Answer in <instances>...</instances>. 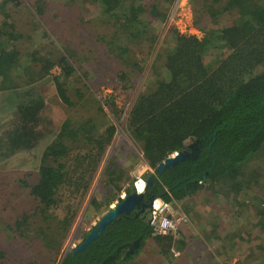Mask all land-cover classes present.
Here are the masks:
<instances>
[{
    "label": "trees",
    "instance_id": "16d2710c",
    "mask_svg": "<svg viewBox=\"0 0 264 264\" xmlns=\"http://www.w3.org/2000/svg\"><path fill=\"white\" fill-rule=\"evenodd\" d=\"M51 1H56L54 13L58 12L59 16L67 8H74L73 12L79 18L87 8H94V23L107 31L95 41L106 47L104 57L108 63L119 64H129L128 60L134 57L133 44L147 41L149 48L154 49L156 35L153 27L165 21L173 2ZM49 4L50 0H0V92L13 115L6 130H0L3 137L0 143L10 150L5 152L0 148V161L16 153L30 151L43 137L40 134L44 127L42 113L47 101L42 91L46 82L53 84L62 107L75 109L78 103L72 99L71 92L77 94L80 91L75 88L73 80L78 70H83L85 77L90 74L84 70L87 58L80 57L85 50L81 48L82 42L78 46L71 44L81 39L79 24L69 29L72 40L65 35L60 36L52 51L40 48L29 55V61L23 62L25 56L19 47L23 34L6 10L7 5L27 12L35 22H40L46 16ZM83 4L86 7L82 8ZM191 7L193 17L188 27L199 34L185 35L174 29L168 31L172 42L169 47L156 52L153 64V70L157 68L164 75L159 73L134 98L127 115V131L140 148L144 164L152 171L144 176L145 180L150 177L153 180L142 203H147L152 196L166 202H182L209 190L225 201H234L239 211L251 212V190H257L251 187V183L256 186L254 178L259 175L248 168L264 151V0H191ZM91 19L87 20L91 21L89 25L93 22ZM65 21L61 17L60 22ZM88 22H82V27ZM89 52L93 53L92 49ZM55 68L59 73L52 76L51 71ZM129 73H120V78H127ZM84 98L85 95L79 99ZM107 105L113 119H119V111L113 102ZM97 106L105 117L99 104ZM44 120L48 127L55 124L52 120ZM93 123L91 117L79 124L64 120L54 139L43 149L34 175L37 181L24 183L38 207L34 212L23 215L14 226L17 230L38 226L35 240L49 252L58 253L62 241L55 242L50 238L55 225L53 220L59 219L54 214L60 208L59 192L76 187L85 193L114 137L116 127L113 124L100 129ZM81 144L84 148L79 147ZM193 144L198 149L195 158L157 173L159 163L172 154L191 152ZM74 147L77 149L75 152L72 151ZM88 161L91 165L87 169L84 166ZM118 166L119 163L111 159L104 174L108 178L106 185H113L120 193L122 189L117 183L124 181L126 176ZM76 177V184L80 186L74 185ZM143 188L142 183L138 189L142 192ZM124 191L133 193L132 188ZM105 200L109 202L111 199ZM260 210L259 214L264 218V207ZM124 216L112 221L86 249L65 254L60 264H101L112 255L114 258L108 264H128L134 261L148 238L153 239L155 249H158L156 253L162 261L183 264L180 263V254H184L188 241L180 231L177 240L172 235L152 237L147 215L143 219L132 214ZM73 217L66 211L59 220L65 222L64 228L68 229ZM16 228L12 231H17ZM134 240H138L139 249H133L132 254L122 261L123 250ZM172 248L178 252L179 262L178 258L172 257ZM55 261L56 258L51 257L39 264H53ZM182 261L185 262L184 257Z\"/></svg>",
    "mask_w": 264,
    "mask_h": 264
},
{
    "label": "rangeland",
    "instance_id": "374dc122",
    "mask_svg": "<svg viewBox=\"0 0 264 264\" xmlns=\"http://www.w3.org/2000/svg\"><path fill=\"white\" fill-rule=\"evenodd\" d=\"M82 0H77L80 3ZM51 4L47 6L46 15L42 21L35 22L34 18L29 16L27 12L20 11L18 8L8 6L7 9L13 20L17 22V27L21 28L23 34L22 39L19 41L21 44L20 50L24 54V60H30L29 55L32 52L40 48H45L47 52L53 50L54 45L58 42L60 36L65 35L69 40H72V33L69 29L72 26L79 27V35L81 39L71 42L75 46L80 45L82 42V49H85L81 54V58H87L84 70L90 71V74L85 77L83 70H78L75 76L74 85L80 92L75 94L71 92V97L78 103L75 109H69L62 107L58 99L56 98L55 89L53 84H46L43 86V96L47 101L46 107L42 113V121L44 127L41 129L40 134L43 137L39 139L37 145L28 152H20L12 155L6 160L0 161V253L2 254V259L0 258L1 264H29L34 263L39 264L42 260L45 262L51 257L56 258L53 264H60L63 256L69 252H73L86 238L89 230L94 228L100 218L110 211L115 204L118 202L117 198L120 193H118L113 185L108 187L106 183L108 182L107 176H105L104 171L106 165L115 159L119 163L120 168L124 171L123 174L124 181H119L117 186H121V189L128 190L131 189L133 183L138 176H147L149 173V168L144 164L140 148L135 144L129 135L126 128V119L130 107L133 103L134 98L144 91L146 87L152 82L159 73L162 72L155 68L153 70V64L156 60V52H161V49L169 47L170 41L168 27H166L165 21L163 23H156L154 28L155 31V42L153 44V50L149 48V43L147 41L141 42L140 45H132V52L134 57H131L129 64H119L117 62L106 61L104 54L106 47L101 46L97 43L96 38L99 35L105 34L107 31L103 30L101 25L94 23V17L96 13L93 11L94 8H87L86 12L83 13L79 18L77 14L73 12L74 8H67V10L62 13L61 16L57 15L58 12L54 13L56 6L54 3L56 1H51ZM21 7V6H20ZM19 7V8H20ZM86 5L83 4L84 8ZM22 8V7H21ZM187 16L191 17V10H185ZM48 14V16H47ZM91 19L93 22H88ZM66 19L64 23L60 20ZM82 22H88L82 27ZM194 34H199L197 31ZM191 33V34H193ZM18 43V44H19ZM93 53L89 52V50ZM156 66V65H155ZM130 72L127 78H120V73ZM59 71L55 68L51 71V75H58ZM81 78L78 80L77 78ZM85 95L84 100L79 99ZM116 106V110L119 111L117 120L113 119L110 109L107 104L110 101ZM105 114L102 117L100 111H98V106ZM8 106L3 101L2 93L0 92V130L4 132L6 126L11 124V119L13 118L12 112L7 109ZM91 117L93 124L98 125L97 128H102V126H108L113 124L115 128V134L112 139L111 144L105 150L103 158L95 171L93 179L89 184L88 190L83 193V191H78L76 187L74 189L65 188L59 193L60 208L54 211V214L58 216L61 220L63 214L66 211L73 214V220H71V225L69 228H64L65 222L60 221L57 217L53 220L54 230L50 233L51 241H61L60 250L54 252L53 250H45L40 246L38 240H35V235L38 232V226L31 225L26 228H17L14 226L16 221L22 220V216L25 214H30L35 211L37 203L29 196V189L27 184L35 183L38 167L40 164L41 155L43 149L48 146V144L54 139L58 133L60 124L66 120L70 119L75 124L83 123L87 118ZM47 120H52L55 122L54 125L46 124ZM86 127V124H85ZM100 128V129H101ZM48 130V134H46ZM3 138L0 136V139ZM23 140V139H22ZM80 148H84L83 145H79ZM0 148L5 152H10V150L5 149L6 145L0 143ZM74 147L72 151H76ZM78 155V154H71ZM261 156L252 162L248 169L255 170L259 177H255V184L251 183V187H256L257 190H251L253 193L252 200L255 197L261 199L264 197V151ZM91 161L85 164V168H90ZM118 166V167H119ZM81 171V168H77ZM117 170V168H114ZM82 171L84 169L82 168ZM144 179V178H143ZM21 180H24L21 181ZM146 182V180L144 179ZM77 177L74 180V185H77ZM80 183V181H79ZM80 186V185H77ZM261 187V188H258ZM106 198L111 199L106 202ZM220 200L222 203H229V200L223 199L221 196L217 197L212 194L209 190H203L198 195L193 198L195 204L190 200L192 204L191 211L197 208V205L213 202V200ZM186 200V199H185ZM182 201V204L189 201ZM173 203V202H172ZM178 206L183 210L184 205H180L181 202H176ZM38 207V206H37ZM183 207V208H182ZM184 211V210H183ZM193 213V212H192ZM28 216V215H27ZM194 218V217H193ZM199 218L204 221L210 220L209 213L205 210L200 213ZM226 224H230L228 221ZM184 235L182 234V227L180 233L188 241V252L192 255L189 264H193L195 261L198 264H210L208 258V246L199 242L197 235L201 228L207 227L205 223L192 225L189 223L185 225ZM16 230L13 232L12 230ZM237 228V226H235ZM67 231H66V230ZM66 231V232H65ZM197 231V233H196ZM24 236L25 238L21 237ZM178 236V235H177ZM177 240V238H175ZM239 242L233 238L230 241L229 255L231 254V259H235L236 264H247L255 261L256 257H259L261 252L260 249L264 246L255 239L248 240L247 243ZM256 246L259 248L255 249ZM59 249V245H57ZM139 249V247H138ZM175 250L174 248H172ZM55 250V248H54ZM155 249V243L152 238H148L140 252L134 257V261L128 264H167L162 257L159 256ZM176 251V250H175ZM249 252L247 255L246 252ZM177 252V251H176ZM178 254V252H177ZM253 255V256H252ZM173 257V256H172ZM174 258V257H173ZM186 258V257H185ZM194 258V260H193ZM160 259V261L158 260ZM231 259L223 261V263L233 264ZM175 260V259H174ZM173 260V261H174ZM34 261V262H33ZM184 264V262L182 261ZM222 263V264H223ZM261 264H264L261 263Z\"/></svg>",
    "mask_w": 264,
    "mask_h": 264
},
{
    "label": "crops",
    "instance_id": "0c3cea01",
    "mask_svg": "<svg viewBox=\"0 0 264 264\" xmlns=\"http://www.w3.org/2000/svg\"><path fill=\"white\" fill-rule=\"evenodd\" d=\"M193 198L186 199L189 201L188 203L185 202V208H183L184 212L188 215L190 224L192 222L195 224L198 223H205L207 227L201 228L197 235L199 242H204L208 246V258L210 260V264H222L223 261L227 259H231V254L229 255L230 250V241L231 238H235L236 242L240 239L242 242L247 243L248 240L255 239L264 244V218L262 215L259 214L261 212V208L264 207V197L261 199H256L255 201L252 200L250 204L251 212L239 211L238 204L234 201L229 200V203H222V201H217L214 199L213 202L208 203L207 205L199 204L195 210L191 211L192 204H190V200L192 202ZM185 200V201H186ZM198 204L199 202L196 200L194 202ZM207 211L210 216V220L204 221L203 219L199 218L200 213L203 211ZM239 211V214L237 213ZM250 214V215H248ZM256 214V215H255ZM194 217V218H193ZM263 219V220H262ZM227 221L230 224H226ZM237 226V228H235ZM186 226L182 228V234L184 235V229ZM181 230V229H180ZM184 237V236H183ZM241 244V242H239ZM264 248V246H262ZM259 248V246H258ZM261 252V251H260ZM249 255V252H246ZM262 255L256 257L255 261H250L247 264H261L264 262V251L261 252ZM253 256V255H252ZM185 258L184 264H189L192 255L188 252V245L184 249V254H180V263L182 258ZM194 260V258H193ZM233 264H236L235 259H231ZM193 264H196L194 261ZM223 264H227L226 262Z\"/></svg>",
    "mask_w": 264,
    "mask_h": 264
},
{
    "label": "built area",
    "instance_id": "2783aa9c",
    "mask_svg": "<svg viewBox=\"0 0 264 264\" xmlns=\"http://www.w3.org/2000/svg\"><path fill=\"white\" fill-rule=\"evenodd\" d=\"M185 10H191V0H173L168 8L167 17L165 19L166 27L174 29L181 34L193 35L195 30L189 29L188 25L192 20L186 14ZM193 33V34H191ZM150 169V168H149ZM152 172L151 170H149ZM142 176H138L133 183L134 190L138 193L139 186L145 181ZM143 191V190H142ZM123 197V195L121 196ZM148 224L152 237L172 235L178 237L180 229L189 223L188 215L175 202H166L161 198H156L148 210ZM178 235V236H177ZM175 255V250H171Z\"/></svg>",
    "mask_w": 264,
    "mask_h": 264
},
{
    "label": "water",
    "instance_id": "95a60500",
    "mask_svg": "<svg viewBox=\"0 0 264 264\" xmlns=\"http://www.w3.org/2000/svg\"><path fill=\"white\" fill-rule=\"evenodd\" d=\"M198 149L196 148V144L191 145V152H178L175 154H172L171 156L167 157L164 161L159 163L156 166L157 173H160L161 171L174 166L180 162H183L187 159L195 158L197 156ZM153 179L150 177L146 180L145 188L142 193L136 194L131 193L127 195L124 199H122L120 202H117L115 206L106 214H104L96 227L92 229L89 234L86 236L84 241L73 251V253L80 252L84 250L90 243L93 241L97 236L104 231L106 226L114 221L116 218L121 216V214H127L130 213L132 210L141 207V211L149 210L151 208L152 202L156 199L155 196H152L148 199L147 203H142V200L144 198V194L146 192L147 187L150 185L151 181ZM139 247V242L135 241V243L132 245L133 249H136ZM130 249L128 251V254H132V250Z\"/></svg>",
    "mask_w": 264,
    "mask_h": 264
},
{
    "label": "flooded vegetation",
    "instance_id": "af4514ba",
    "mask_svg": "<svg viewBox=\"0 0 264 264\" xmlns=\"http://www.w3.org/2000/svg\"><path fill=\"white\" fill-rule=\"evenodd\" d=\"M144 199V198H143ZM142 201H144V200H142ZM141 207H139V208H136V209H134V210H132L130 213H127V214H121V216L123 215H125L124 217H128V216H130L131 214L134 216V217H141L142 219L143 218H145L146 217V215H148V210H144V211H141ZM145 214V215H144ZM117 219V218H116ZM115 219V220H116ZM109 224H111V223H109ZM108 224V225H109ZM107 225V226H108ZM107 226H106V228H107ZM96 227V226H95ZM94 227V228H95ZM94 228H92V229H94ZM106 228L104 229V231L106 230ZM91 229V230H92ZM91 230H89V232L91 231ZM103 231V232H104ZM103 232H101L98 236H97V238L103 233ZM89 234V233H88ZM97 238H95V239H97ZM94 239V240H95ZM93 240V241H94ZM138 241V240H137ZM92 242V241H91ZM135 243V240L133 241V242H131V243H129L128 244V247L126 248V249H124L123 250V259H122V261H124V258L125 257H127L128 256V251L130 250V249H133L132 248V245ZM89 246V245H88ZM87 248V247H86ZM85 248V249H86ZM172 255H173V257L175 258L176 257V259L178 258V262H179V254H177V253H175V255L172 253ZM113 258H114V256L112 255V256H110V258L109 259H105L101 264H108V261L110 260V259H112L113 260Z\"/></svg>",
    "mask_w": 264,
    "mask_h": 264
},
{
    "label": "clouds",
    "instance_id": "9594fccd",
    "mask_svg": "<svg viewBox=\"0 0 264 264\" xmlns=\"http://www.w3.org/2000/svg\"><path fill=\"white\" fill-rule=\"evenodd\" d=\"M145 184H146V182H145ZM132 188V190H133V193H136V194H139V193H137L135 190H134V188H133V186L131 187ZM145 188V187H144ZM144 190V189H143ZM143 192V191H142ZM142 192H140V193H142ZM123 195V197H121ZM127 195H129V194H126L125 193V191L122 189V191L120 192V195H119V197L117 198V200H118V202H120L122 199H124ZM145 195V194H144ZM157 198V197H156ZM148 216V215H147ZM148 221V220H147Z\"/></svg>",
    "mask_w": 264,
    "mask_h": 264
},
{
    "label": "bare ground",
    "instance_id": "6f19581e",
    "mask_svg": "<svg viewBox=\"0 0 264 264\" xmlns=\"http://www.w3.org/2000/svg\"><path fill=\"white\" fill-rule=\"evenodd\" d=\"M144 185V184H143ZM144 189V188H143ZM138 193H140L139 189H138Z\"/></svg>",
    "mask_w": 264,
    "mask_h": 264
}]
</instances>
